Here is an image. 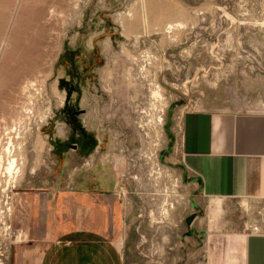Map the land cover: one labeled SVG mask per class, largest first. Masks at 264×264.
Listing matches in <instances>:
<instances>
[{
    "label": "rangeland",
    "instance_id": "1",
    "mask_svg": "<svg viewBox=\"0 0 264 264\" xmlns=\"http://www.w3.org/2000/svg\"><path fill=\"white\" fill-rule=\"evenodd\" d=\"M23 106L26 164L8 184L25 233L30 202L79 209L82 191L123 215L96 233L120 264H243L246 233L264 230V200L196 204L163 159L184 111L264 109V0H0V131ZM193 210L206 226L179 248L174 215Z\"/></svg>",
    "mask_w": 264,
    "mask_h": 264
},
{
    "label": "crops",
    "instance_id": "2",
    "mask_svg": "<svg viewBox=\"0 0 264 264\" xmlns=\"http://www.w3.org/2000/svg\"><path fill=\"white\" fill-rule=\"evenodd\" d=\"M173 132L174 140L163 159L176 176L186 181L188 200L196 204L200 199L264 200V109H189L181 114ZM110 184V178H96L102 192L110 191ZM91 193L79 192L77 206L88 204L74 210L66 209L64 194L59 199L54 196L35 202L33 209L30 202L23 226L31 241L23 248L18 264H104L105 258L115 260L110 264H120L119 247L96 241V233H101L106 219L113 228L121 225L123 215L117 205L110 212L91 205ZM174 217L179 218L181 233L189 231L179 248L185 244L192 247L206 221L198 219L194 210ZM102 249L108 250V257ZM243 264H264L263 229L246 233Z\"/></svg>",
    "mask_w": 264,
    "mask_h": 264
},
{
    "label": "bare ground",
    "instance_id": "3",
    "mask_svg": "<svg viewBox=\"0 0 264 264\" xmlns=\"http://www.w3.org/2000/svg\"><path fill=\"white\" fill-rule=\"evenodd\" d=\"M181 24L179 23V25ZM169 27L173 28L174 26L169 25ZM25 107L21 116L17 117L13 124L3 127L0 131V174L3 173L4 179L6 178L7 182L14 186L21 178L26 164L24 133L22 131L33 114L31 107ZM40 141L41 139L37 136L36 146Z\"/></svg>",
    "mask_w": 264,
    "mask_h": 264
},
{
    "label": "built area",
    "instance_id": "4",
    "mask_svg": "<svg viewBox=\"0 0 264 264\" xmlns=\"http://www.w3.org/2000/svg\"><path fill=\"white\" fill-rule=\"evenodd\" d=\"M11 184L2 177L0 182V264H7L12 244L26 242L28 234L13 225V196Z\"/></svg>",
    "mask_w": 264,
    "mask_h": 264
},
{
    "label": "water",
    "instance_id": "5",
    "mask_svg": "<svg viewBox=\"0 0 264 264\" xmlns=\"http://www.w3.org/2000/svg\"><path fill=\"white\" fill-rule=\"evenodd\" d=\"M192 218H193V216L191 215V216H189L187 219H186V222L187 223H190V221L192 220Z\"/></svg>",
    "mask_w": 264,
    "mask_h": 264
}]
</instances>
